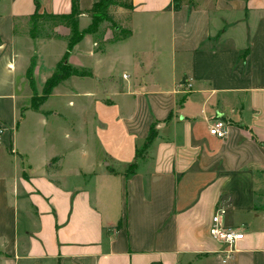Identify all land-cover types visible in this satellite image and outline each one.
<instances>
[{
    "label": "crops",
    "instance_id": "crops-1",
    "mask_svg": "<svg viewBox=\"0 0 264 264\" xmlns=\"http://www.w3.org/2000/svg\"><path fill=\"white\" fill-rule=\"evenodd\" d=\"M127 4L40 102L68 28L30 17L71 0H0V264H221L218 209L226 264H264V0Z\"/></svg>",
    "mask_w": 264,
    "mask_h": 264
},
{
    "label": "trees",
    "instance_id": "trees-1",
    "mask_svg": "<svg viewBox=\"0 0 264 264\" xmlns=\"http://www.w3.org/2000/svg\"><path fill=\"white\" fill-rule=\"evenodd\" d=\"M120 0H93L90 9L88 10L90 22L85 29H78V0H71L70 12L64 16H39L34 12L30 17V23L28 27L29 35L34 36L38 29V21L51 20L64 23L68 28V36L66 39V50L62 56L61 61L56 65L54 72L51 76L44 82L42 87V98L49 94L51 89L57 85L60 81L66 79L71 75H84L83 72H77L67 66L64 61L67 57L68 52L72 47L83 37L84 34H93L97 31V28L102 23H107L110 27L114 28L117 25L115 17L112 15L110 8L113 6L125 7V5L119 2ZM120 3V4H119ZM179 0H172V9L178 7ZM128 7V6H127ZM128 32H120V37L125 38ZM29 73V71H28ZM39 102V103H40ZM39 105V104H38ZM38 105L32 104L34 109H37ZM153 139V133L149 131L142 148L145 147ZM132 167V165L130 166Z\"/></svg>",
    "mask_w": 264,
    "mask_h": 264
},
{
    "label": "built area",
    "instance_id": "built-area-1",
    "mask_svg": "<svg viewBox=\"0 0 264 264\" xmlns=\"http://www.w3.org/2000/svg\"><path fill=\"white\" fill-rule=\"evenodd\" d=\"M190 88L191 86L188 82H179L176 85V89L180 91H189ZM226 132V125L219 119H214L208 128V134L216 139H223L226 136ZM222 214L223 211L218 209L211 217L208 233L213 239L226 246L227 249L222 252L221 260V264H226L231 254L230 248L236 241L241 239V233L234 229L222 227L220 225V216Z\"/></svg>",
    "mask_w": 264,
    "mask_h": 264
},
{
    "label": "rangeland",
    "instance_id": "rangeland-1",
    "mask_svg": "<svg viewBox=\"0 0 264 264\" xmlns=\"http://www.w3.org/2000/svg\"><path fill=\"white\" fill-rule=\"evenodd\" d=\"M119 2L123 5H125V7L113 6L110 8V11H111L112 15L117 19V23L121 24L122 27L125 28L126 27V11H127V6H128V4H127L128 0H120ZM89 3H90V0H81V7L85 9L86 7H88ZM40 31H41V29H40ZM42 31L44 32L43 29H42ZM122 32H125V29L122 30ZM36 33H38V30L36 31Z\"/></svg>",
    "mask_w": 264,
    "mask_h": 264
}]
</instances>
